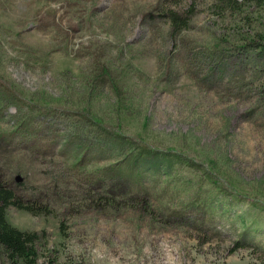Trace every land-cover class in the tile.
<instances>
[{
	"label": "rangeland",
	"instance_id": "obj_1",
	"mask_svg": "<svg viewBox=\"0 0 264 264\" xmlns=\"http://www.w3.org/2000/svg\"><path fill=\"white\" fill-rule=\"evenodd\" d=\"M0 177L38 262L264 264V4L0 0Z\"/></svg>",
	"mask_w": 264,
	"mask_h": 264
},
{
	"label": "trees",
	"instance_id": "obj_2",
	"mask_svg": "<svg viewBox=\"0 0 264 264\" xmlns=\"http://www.w3.org/2000/svg\"><path fill=\"white\" fill-rule=\"evenodd\" d=\"M264 4V0H254ZM168 15L171 19L172 27L177 28L181 24H186L188 18L182 17L176 11L170 9ZM4 178L0 177V248L3 250L5 258L11 264H48L36 260L37 244L39 233L28 228L21 229L7 219L6 207L13 204L16 208L28 210L33 214L48 213L46 204L40 203L38 199L27 200L16 194L14 187L9 186Z\"/></svg>",
	"mask_w": 264,
	"mask_h": 264
}]
</instances>
